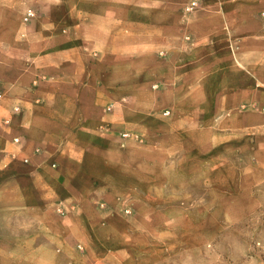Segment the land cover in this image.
I'll return each mask as SVG.
<instances>
[{"label":"crops","instance_id":"0c3cea01","mask_svg":"<svg viewBox=\"0 0 264 264\" xmlns=\"http://www.w3.org/2000/svg\"><path fill=\"white\" fill-rule=\"evenodd\" d=\"M251 34L264 45V0H0V264H105L78 247L105 232L107 189H231L209 131L264 125L241 110L264 92Z\"/></svg>","mask_w":264,"mask_h":264},{"label":"rangeland","instance_id":"374dc122","mask_svg":"<svg viewBox=\"0 0 264 264\" xmlns=\"http://www.w3.org/2000/svg\"><path fill=\"white\" fill-rule=\"evenodd\" d=\"M258 37L251 34L245 63L254 84H264V45ZM234 63V70L245 65ZM261 98L264 92L260 98L258 93L252 95L241 110L254 120L261 118ZM170 115L164 113L165 118ZM201 127L205 136L208 126ZM239 131L226 134L224 124L209 131L222 139L215 148L219 162L230 160L238 170L231 189H210L193 172L175 175L173 188L107 189L95 202V210L105 217V232L92 230L78 249L85 254L87 248L90 261H96L103 257L96 252L98 245L104 246L105 264H264V125L251 126L244 137ZM120 138L138 148L147 144L133 133ZM157 151H162L161 144ZM121 240L131 253L114 251Z\"/></svg>","mask_w":264,"mask_h":264},{"label":"built area","instance_id":"2783aa9c","mask_svg":"<svg viewBox=\"0 0 264 264\" xmlns=\"http://www.w3.org/2000/svg\"><path fill=\"white\" fill-rule=\"evenodd\" d=\"M32 15V14H31ZM2 97V94L0 93V98Z\"/></svg>","mask_w":264,"mask_h":264}]
</instances>
